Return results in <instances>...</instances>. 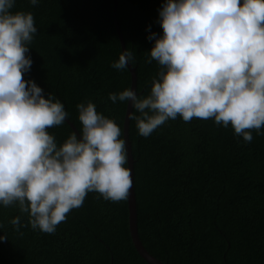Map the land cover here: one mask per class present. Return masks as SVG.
<instances>
[{"label": "trees", "instance_id": "1", "mask_svg": "<svg viewBox=\"0 0 264 264\" xmlns=\"http://www.w3.org/2000/svg\"><path fill=\"white\" fill-rule=\"evenodd\" d=\"M117 2L126 49L134 52L137 92L147 96L159 71L156 61L146 63L154 45L147 37L162 34L159 9L166 0ZM12 11L31 12L38 29L24 78L64 103L78 130L76 105L91 100L124 139L127 103L108 98L132 83L129 68L111 67L123 52L114 0H40L37 6L17 0ZM49 132L62 144L74 131L65 121ZM129 134L139 235L151 255L164 264H264V135L253 130L245 142L231 126L179 116L148 137L131 120ZM17 216L28 223L18 205L0 206V236L8 238L0 240V264H148L132 242L127 200L89 193L54 233L30 225L17 231L11 223Z\"/></svg>", "mask_w": 264, "mask_h": 264}, {"label": "clouds", "instance_id": "2", "mask_svg": "<svg viewBox=\"0 0 264 264\" xmlns=\"http://www.w3.org/2000/svg\"><path fill=\"white\" fill-rule=\"evenodd\" d=\"M16 2L0 0V206L18 205L28 215L27 224L20 216L11 221L17 231L30 225L54 233L89 193L128 199V152L121 127L91 100L76 105L78 133L62 144L50 134L70 113L24 78L38 29L31 12L12 11ZM158 23L162 34L147 37L154 45L146 63L159 65L150 94L128 88L108 97L131 107L128 118L139 135L148 137L178 116L231 126L245 142L253 130L264 135V0H166ZM134 63V52L125 49L111 67L122 71Z\"/></svg>", "mask_w": 264, "mask_h": 264}, {"label": "water", "instance_id": "3", "mask_svg": "<svg viewBox=\"0 0 264 264\" xmlns=\"http://www.w3.org/2000/svg\"><path fill=\"white\" fill-rule=\"evenodd\" d=\"M114 22L116 25V29L118 32V36L122 45V50L125 51L126 45L123 38V34L121 31V27L118 20V2L117 0H114V14H113ZM129 70L131 72L132 77V83L131 88L134 90H137V70L132 66V64L129 65ZM138 93V92H137ZM131 107L129 108V105L127 104V110L124 120V128H123V136L126 140V148L128 152V168H130V178L132 181L131 188H130V194L127 199L128 201V209H129V230L130 235L132 238V242L134 244L135 249L137 250L138 254L144 259L148 264H164L162 261L151 255V253L148 252V250L143 245L140 235H139V229H138V213H137V198H136V191H135V160L133 157V151H132V144L130 141V124L131 120L128 118V113L131 111ZM66 122L71 127L73 131H77V127L68 119L66 118Z\"/></svg>", "mask_w": 264, "mask_h": 264}]
</instances>
